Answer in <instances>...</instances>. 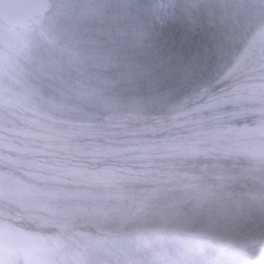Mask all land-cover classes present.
<instances>
[{
  "label": "clouds",
  "instance_id": "clouds-1",
  "mask_svg": "<svg viewBox=\"0 0 264 264\" xmlns=\"http://www.w3.org/2000/svg\"><path fill=\"white\" fill-rule=\"evenodd\" d=\"M154 31L142 20L84 18L49 0L42 15L0 36V53L20 81L14 105L0 116L18 130L11 138L0 136L5 156L16 161L0 171V264H148L117 262L81 233L120 236L151 253L166 243V230L187 232L199 221L211 241L233 229L234 216L246 207L264 211V160L225 156L207 139L200 149L209 158L235 161L211 173L216 186L244 180L261 188L246 201L222 205L220 219L196 203L186 212L170 209L149 226L115 206L90 202L103 196V188L88 177L119 181L129 169L164 173L172 165L169 145L190 142L198 129L251 116L264 129V14L237 9L222 17L218 40L202 53L180 48L152 71L138 63L142 70L132 73L136 53L130 50L150 47ZM172 63L186 70L169 71ZM217 65L222 71L213 74ZM256 139L264 143V135ZM97 146L120 154L98 155Z\"/></svg>",
  "mask_w": 264,
  "mask_h": 264
},
{
  "label": "trees",
  "instance_id": "trees-1",
  "mask_svg": "<svg viewBox=\"0 0 264 264\" xmlns=\"http://www.w3.org/2000/svg\"><path fill=\"white\" fill-rule=\"evenodd\" d=\"M108 1L111 5L107 16L112 20H142L150 23L155 30L150 47H145L142 51L130 50L136 53L130 56L132 73L142 70L135 67L138 63L144 65L143 70L152 71L153 64L165 58L170 51L184 48L186 44L184 41L188 38L181 34L185 26L183 20L187 19L186 11L194 0ZM122 4H125L124 11H121L123 10L121 6L119 7ZM196 4L197 12L206 10L209 26L213 20H215L214 25H221L222 17L231 15L232 7L244 8V5H248L253 13L264 12V0H200ZM255 5L258 7L257 11H254ZM165 21L173 26L171 31L163 23ZM126 95L134 94L126 93ZM254 118L251 116L240 123L201 128L192 133L194 139L190 142L170 144L172 165L164 173L148 171L137 174L135 169H129L131 174L124 175L119 181H113L110 176L104 174L88 177L90 183L103 188V196L91 197L90 202L97 206H115L125 216L144 218L149 226H153L152 221L158 215L167 213L170 209L186 212L196 203H200L208 215L220 219L219 212L222 205L238 198L246 201L249 195L258 194L261 188L258 182L254 184L244 180L231 182L223 188L216 186L210 179L211 173L232 166L235 161L209 158L200 149L201 140H210L216 145V150L225 156L244 155L259 163L264 160V156L252 152L251 148L259 142L258 139L254 140V137L264 135V129L254 123ZM96 151L98 155L120 154L119 150L112 146H97ZM15 163L12 157L5 156V149L0 148V171L6 165L14 166ZM71 171L79 174L76 169ZM155 196L158 200L153 201L151 198ZM159 201H162L161 205L158 204ZM89 222V219H85L83 226L87 227ZM233 224V229L222 230L220 235L211 241H208L203 234L199 221L187 232L166 230L164 233L166 243L153 251L156 255L157 252H161L166 258L164 257L161 263L151 264H186L187 262L210 264L209 262L216 257H220L221 262H227L239 252L251 258L260 256L259 262L264 261V211L259 207H246L234 216ZM81 236L86 238L100 235L93 236L91 232L84 231ZM124 248L135 251L137 253L135 257L140 256L139 259L145 260L151 257L150 253H140L135 248H130L126 242ZM174 249L179 253H175ZM126 258L124 253L118 252V261H127Z\"/></svg>",
  "mask_w": 264,
  "mask_h": 264
},
{
  "label": "rangeland",
  "instance_id": "rangeland-1",
  "mask_svg": "<svg viewBox=\"0 0 264 264\" xmlns=\"http://www.w3.org/2000/svg\"><path fill=\"white\" fill-rule=\"evenodd\" d=\"M200 0H194L190 3L188 10L186 11L187 19L183 20V30L182 35L188 38L184 41V49H187L191 54L195 55L198 52H203L205 46L210 43H215L220 35L221 25H214V21L209 26L208 21L206 20V10L203 12H197L196 4ZM49 0H0V36L3 35L5 29H14L19 26L24 25L28 21L42 15L48 6ZM55 2L67 11L84 17H101L107 18L112 23H122L123 21H114L107 16L109 11V6L111 5L108 0H55ZM239 4V2H237ZM124 5H119L124 11ZM254 5V4H252ZM237 9H248L252 11L248 5L243 7H232V13ZM258 7L254 6V11H257ZM253 12V11H252ZM231 13V14H232ZM255 15L264 14L254 13ZM207 23V24H206ZM206 27V28H205ZM213 28V29H212ZM212 29V30H211ZM197 35V36H196ZM191 39V40H190ZM195 40V41H194ZM178 42V41H177ZM62 55H68L69 53L61 52ZM181 70H186V66L180 65L178 63H172L169 66V71L179 72ZM131 71V70H130ZM222 71V66L217 65L215 73L217 74ZM20 84L19 78L16 74V71L10 60L6 59L2 53H0V116L5 111V108L12 107L15 101V92L14 88ZM18 130L10 125H6L2 119H0V136H7L11 138L17 134ZM252 152L260 153L264 156V143L257 142V145L254 148H251ZM55 194H45L44 199L54 198ZM153 201L158 200L156 196L151 198ZM159 205L162 204V201H159ZM92 245H99L105 248L112 256L113 260L118 261V252L124 253L127 258L126 260H137L140 256L135 257L137 253L132 250H126L125 238L116 236V235H100L99 237H86L85 238ZM131 248V247H130ZM175 253H179L174 249ZM141 253V252H140ZM151 257L146 258L148 264L153 262L161 263L164 261V255L161 252H157V255L153 252L150 253ZM166 258V257H165ZM258 259H261L260 256L255 258L249 257L247 254L239 252L236 254L233 259L227 262H221L220 257H216L211 260L210 264H264V261L259 262ZM169 261V259L167 258ZM175 261H172L174 263ZM186 264H195L189 263ZM197 264V263H196ZM206 264V262H205Z\"/></svg>",
  "mask_w": 264,
  "mask_h": 264
}]
</instances>
